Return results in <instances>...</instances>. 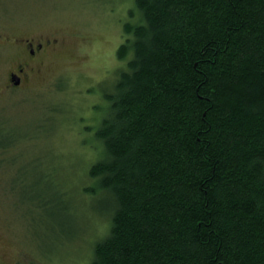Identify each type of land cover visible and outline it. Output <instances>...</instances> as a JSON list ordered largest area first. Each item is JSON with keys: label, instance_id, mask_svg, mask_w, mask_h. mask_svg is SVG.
<instances>
[{"label": "trees", "instance_id": "16d2710c", "mask_svg": "<svg viewBox=\"0 0 264 264\" xmlns=\"http://www.w3.org/2000/svg\"><path fill=\"white\" fill-rule=\"evenodd\" d=\"M133 2L89 171L111 227L88 264H264V0Z\"/></svg>", "mask_w": 264, "mask_h": 264}, {"label": "rangeland", "instance_id": "374dc122", "mask_svg": "<svg viewBox=\"0 0 264 264\" xmlns=\"http://www.w3.org/2000/svg\"><path fill=\"white\" fill-rule=\"evenodd\" d=\"M135 14L133 0H0V34L57 40L17 90V52L0 43V132L11 137L0 143V264H88L109 233L89 171ZM53 190L63 203L50 217Z\"/></svg>", "mask_w": 264, "mask_h": 264}, {"label": "flooded vegetation", "instance_id": "af4514ba", "mask_svg": "<svg viewBox=\"0 0 264 264\" xmlns=\"http://www.w3.org/2000/svg\"><path fill=\"white\" fill-rule=\"evenodd\" d=\"M0 43L9 45L13 51L17 52L18 62L7 73V83L10 90L19 89L24 82L29 81L31 74L38 72L44 63L46 52L57 40L47 39L35 40L33 38L22 37L12 38L7 34H0ZM18 81L15 84L13 79Z\"/></svg>", "mask_w": 264, "mask_h": 264}, {"label": "water", "instance_id": "95a60500", "mask_svg": "<svg viewBox=\"0 0 264 264\" xmlns=\"http://www.w3.org/2000/svg\"><path fill=\"white\" fill-rule=\"evenodd\" d=\"M13 81L15 82L16 85H18V81L14 78Z\"/></svg>", "mask_w": 264, "mask_h": 264}]
</instances>
